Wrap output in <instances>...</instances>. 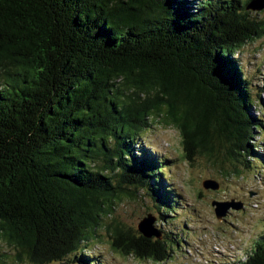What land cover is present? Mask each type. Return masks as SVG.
I'll use <instances>...</instances> for the list:
<instances>
[{
    "label": "trees",
    "instance_id": "obj_1",
    "mask_svg": "<svg viewBox=\"0 0 264 264\" xmlns=\"http://www.w3.org/2000/svg\"><path fill=\"white\" fill-rule=\"evenodd\" d=\"M249 1L0 0V255L73 256L138 190L163 221L165 160L134 147L150 118L178 130L187 159L238 163L232 148L261 126L235 58L264 35ZM106 229L122 256H169L161 238ZM236 264H264V235Z\"/></svg>",
    "mask_w": 264,
    "mask_h": 264
},
{
    "label": "rangeland",
    "instance_id": "obj_2",
    "mask_svg": "<svg viewBox=\"0 0 264 264\" xmlns=\"http://www.w3.org/2000/svg\"><path fill=\"white\" fill-rule=\"evenodd\" d=\"M256 14L264 17L262 12ZM235 58L246 80L249 112L262 126L248 135L251 149L239 152L232 148L238 163L221 164L198 153L187 159L178 130L163 123L162 117L148 119V127L135 136L134 147H148L153 156L165 160L161 162L162 178L173 211L162 221L153 192L138 190L135 200L124 199L114 207L113 214L103 219L75 255L49 264H236L244 260L252 244L264 235V35L240 47ZM232 164L238 174L233 173ZM206 181L213 183L208 189L203 187ZM212 202L228 206L220 220ZM239 203V208L233 205ZM147 214L155 217L161 240L167 241L169 256L165 261L141 260L112 250L107 226L116 220L138 235L137 224ZM1 252L0 264H30L17 261L11 247L2 246Z\"/></svg>",
    "mask_w": 264,
    "mask_h": 264
},
{
    "label": "water",
    "instance_id": "obj_3",
    "mask_svg": "<svg viewBox=\"0 0 264 264\" xmlns=\"http://www.w3.org/2000/svg\"><path fill=\"white\" fill-rule=\"evenodd\" d=\"M246 10L250 11H264V0H250L246 5ZM212 182L206 181L203 183V187L205 189H208L212 186ZM235 207H241V204H233ZM211 206L214 207L213 211L215 214V217L220 220L221 217L225 214L227 210V204L212 202ZM155 218L148 214L146 217H144L138 224H137V231L144 237V238H152L156 237L157 239H160V233L153 227Z\"/></svg>",
    "mask_w": 264,
    "mask_h": 264
}]
</instances>
